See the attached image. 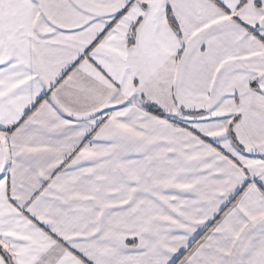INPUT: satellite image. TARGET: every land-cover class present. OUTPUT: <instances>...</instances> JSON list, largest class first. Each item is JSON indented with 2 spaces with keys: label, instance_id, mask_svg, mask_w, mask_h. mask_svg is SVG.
<instances>
[{
  "label": "snow or ice",
  "instance_id": "snow-or-ice-1",
  "mask_svg": "<svg viewBox=\"0 0 264 264\" xmlns=\"http://www.w3.org/2000/svg\"><path fill=\"white\" fill-rule=\"evenodd\" d=\"M0 264H264V0H0Z\"/></svg>",
  "mask_w": 264,
  "mask_h": 264
}]
</instances>
